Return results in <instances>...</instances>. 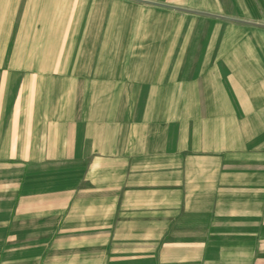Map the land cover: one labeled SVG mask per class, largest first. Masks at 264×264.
Instances as JSON below:
<instances>
[{
  "label": "crops",
  "instance_id": "crops-1",
  "mask_svg": "<svg viewBox=\"0 0 264 264\" xmlns=\"http://www.w3.org/2000/svg\"><path fill=\"white\" fill-rule=\"evenodd\" d=\"M0 264H264V0H0Z\"/></svg>",
  "mask_w": 264,
  "mask_h": 264
}]
</instances>
